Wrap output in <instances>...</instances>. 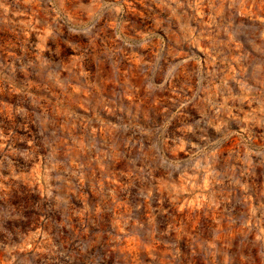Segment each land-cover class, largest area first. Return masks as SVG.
I'll list each match as a JSON object with an SVG mask.
<instances>
[{"label":"rangeland","instance_id":"1","mask_svg":"<svg viewBox=\"0 0 264 264\" xmlns=\"http://www.w3.org/2000/svg\"><path fill=\"white\" fill-rule=\"evenodd\" d=\"M0 264H264V0H0Z\"/></svg>","mask_w":264,"mask_h":264}]
</instances>
